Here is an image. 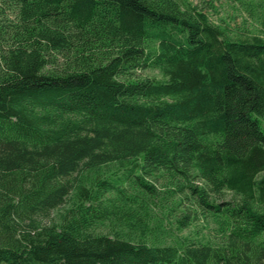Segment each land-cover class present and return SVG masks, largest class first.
Returning a JSON list of instances; mask_svg holds the SVG:
<instances>
[{
  "label": "trees",
  "instance_id": "trees-1",
  "mask_svg": "<svg viewBox=\"0 0 264 264\" xmlns=\"http://www.w3.org/2000/svg\"><path fill=\"white\" fill-rule=\"evenodd\" d=\"M0 1L18 9L0 23V264H264V34L188 0ZM147 69L161 79H118ZM157 170L219 244L163 233ZM224 191L238 201L209 204Z\"/></svg>",
  "mask_w": 264,
  "mask_h": 264
},
{
  "label": "rangeland",
  "instance_id": "rangeland-1",
  "mask_svg": "<svg viewBox=\"0 0 264 264\" xmlns=\"http://www.w3.org/2000/svg\"><path fill=\"white\" fill-rule=\"evenodd\" d=\"M193 5L198 6L206 13L211 22L218 25H228L235 30L247 29L250 32L264 34V0H245L239 3L235 0H188ZM247 4V5H245ZM18 9L14 3L0 1V23L7 27L15 24ZM58 64L61 63L60 56ZM161 79V75L156 70L133 71L127 76H120L118 79H141V78ZM260 120V119H259ZM264 129V122L260 120ZM146 181L150 182L156 190V196L150 199L149 209L153 217H165L161 223V229L167 235L189 236L192 239L211 244L222 241V226L212 210L203 206L196 196L186 189L179 190L182 182L178 179L170 178L165 172L159 170L146 176ZM201 186V184H199ZM238 197L224 191L218 195H211L209 204L236 203ZM62 209L50 211L48 215L41 219L43 225L58 222ZM189 214L194 220L181 232L176 230L177 220ZM101 233H108L109 228H101ZM164 244H170L168 239L163 240Z\"/></svg>",
  "mask_w": 264,
  "mask_h": 264
}]
</instances>
